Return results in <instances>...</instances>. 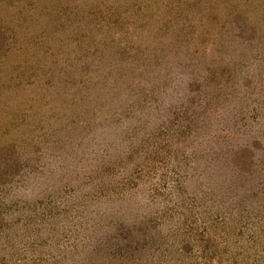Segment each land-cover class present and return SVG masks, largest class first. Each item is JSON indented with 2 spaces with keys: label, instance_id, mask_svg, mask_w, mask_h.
<instances>
[{
  "label": "rangeland",
  "instance_id": "obj_1",
  "mask_svg": "<svg viewBox=\"0 0 264 264\" xmlns=\"http://www.w3.org/2000/svg\"><path fill=\"white\" fill-rule=\"evenodd\" d=\"M0 264H264V0H0Z\"/></svg>",
  "mask_w": 264,
  "mask_h": 264
}]
</instances>
